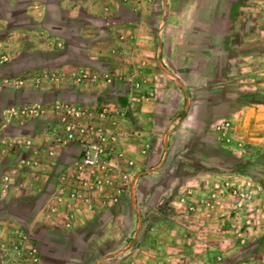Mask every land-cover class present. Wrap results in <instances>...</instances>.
<instances>
[{
    "label": "crops",
    "instance_id": "crops-1",
    "mask_svg": "<svg viewBox=\"0 0 264 264\" xmlns=\"http://www.w3.org/2000/svg\"><path fill=\"white\" fill-rule=\"evenodd\" d=\"M0 57V80L67 73L0 88V114L34 102L128 107L118 148L138 178L119 203L88 212L59 191L79 147L62 142L55 116L0 117V255L31 264L9 250L22 234L33 264H264V221L238 249L224 240L219 251L208 231L211 199L220 213L231 206L226 191H243L249 157L251 205L264 204V0H0ZM79 68L112 82L76 85Z\"/></svg>",
    "mask_w": 264,
    "mask_h": 264
},
{
    "label": "built area",
    "instance_id": "built-area-1",
    "mask_svg": "<svg viewBox=\"0 0 264 264\" xmlns=\"http://www.w3.org/2000/svg\"><path fill=\"white\" fill-rule=\"evenodd\" d=\"M7 62L6 57H0V64ZM67 73L42 70L38 75L25 77H6L1 84L9 89L40 85L57 84ZM74 84L94 87L100 83L110 84L111 74L107 72H95L85 68H79L72 73ZM118 80H122L119 78ZM132 93H139L141 84L134 78L128 77ZM150 94L140 95L139 98H147ZM47 112L52 113L62 130V142L76 143L79 153L71 164L72 174L59 176V191L65 193L66 199L81 206L86 211L94 208H105L119 203L129 192V185L138 178L132 172L134 162L126 157L118 148L117 126L119 120L125 118L128 107H115L112 102L94 100L91 105H76L68 102L54 101L51 104L34 102L21 106H10L2 110V123L14 120L40 118ZM229 128V122L223 121L216 126V132L220 137H225V131ZM27 144V143H26ZM10 170V174H14ZM136 177V178H135ZM3 182L9 181V176L2 177ZM239 197H244L242 191H236ZM9 250L22 255L31 264L37 261V250L34 246L27 245L26 237L17 236L15 242L9 246ZM0 264H19L18 261L0 255Z\"/></svg>",
    "mask_w": 264,
    "mask_h": 264
},
{
    "label": "rangeland",
    "instance_id": "rangeland-1",
    "mask_svg": "<svg viewBox=\"0 0 264 264\" xmlns=\"http://www.w3.org/2000/svg\"><path fill=\"white\" fill-rule=\"evenodd\" d=\"M0 88L9 89L1 84V80ZM1 116L2 114H0V117ZM9 123H11V121ZM248 148L251 149V146L248 145ZM261 152L262 156L264 157V147L261 148ZM254 165V161H252L251 157H249L244 167L249 171V176L246 177V180H244L245 184L242 191V193L245 194L244 197H239L235 194V190L240 192L241 190H238L235 186H228L226 194L228 199H232L231 206H229L226 211L222 210L223 212L221 211V213L219 210H217L220 207V205H218V199H211V201H215L216 204L214 207L212 206L210 208V210H212L213 222H211L210 227L208 226V231L210 230L211 234L217 238L214 246L218 248L219 251H221L222 248L224 249V247H226L225 245H222L224 240L228 242V247H234L235 245H237L236 249H238L239 247L244 246L251 240L254 231L258 229L261 223L264 221V204L260 207V211L258 212L257 209L255 211L251 205V201L258 191V189H256L257 187H255V185L251 181L252 177H254V179H257V175L255 173L256 171L254 172L253 170ZM228 205H230V203H228ZM241 214L244 217L243 222L242 220L240 221ZM217 216L224 220H219ZM259 245L264 248V241L262 243L260 242ZM212 259V262H210L209 264H216L220 263L221 261V257L219 255H217L216 257H212ZM235 260H237V258H235Z\"/></svg>",
    "mask_w": 264,
    "mask_h": 264
}]
</instances>
